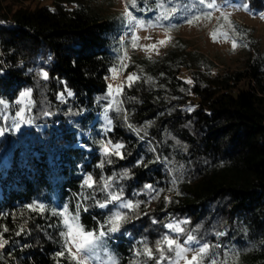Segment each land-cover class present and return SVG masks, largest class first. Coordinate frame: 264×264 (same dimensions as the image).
<instances>
[{"label": "trees", "instance_id": "trees-1", "mask_svg": "<svg viewBox=\"0 0 264 264\" xmlns=\"http://www.w3.org/2000/svg\"><path fill=\"white\" fill-rule=\"evenodd\" d=\"M26 2L0 0V108L8 112L4 118L0 109V232L9 228L0 264H68L56 258L65 228L53 213L78 206L86 230L115 211L130 217L105 239L115 264H154L134 253L154 249L164 235L183 243L189 233L213 246L204 264H264V55L255 48L242 70L218 71L173 37L157 55L129 51L125 71L138 79L111 100L106 79L130 44L121 41L123 15L102 14L84 0L33 8ZM239 2L264 12V0ZM125 6L145 27L168 31L209 13L199 0ZM233 23L243 42L246 29ZM23 91L30 93L23 127L8 129ZM107 141L124 144V159L103 156ZM88 176L92 188L84 184ZM113 191L139 209L100 208ZM33 204L45 211L29 210ZM170 223L186 231L176 236L165 227Z\"/></svg>", "mask_w": 264, "mask_h": 264}, {"label": "rangeland", "instance_id": "rangeland-1", "mask_svg": "<svg viewBox=\"0 0 264 264\" xmlns=\"http://www.w3.org/2000/svg\"><path fill=\"white\" fill-rule=\"evenodd\" d=\"M52 2L53 0H29V2L24 4L33 8L35 6L50 5ZM84 2L102 14L123 15L127 28L122 33L123 35H121V41H130L129 48L122 49L123 59L121 58V64L123 63L124 65H126V58L130 50L143 56L157 55L169 45L173 37L184 39L189 44V49H195L209 57L215 63L216 70L218 71L242 70L245 67L247 59L250 55H253L255 48L260 55H264V12H255L247 4L240 3L239 0L226 2L223 6L218 5V9L209 10L210 19L206 18L205 15L191 25L185 24L174 31L167 30L171 39L163 46L159 45L158 42L165 39L166 30L155 27H136L137 20L135 19H133L132 24H129L127 17L124 15L125 10H127L125 0H84ZM242 5L246 6L247 10ZM223 14L228 15L227 20L223 18ZM233 22L246 29L245 38L241 39L243 42L237 40L239 36L235 32L237 29ZM229 24L231 27H229ZM216 26L217 28L215 29ZM213 33L215 34V39H213ZM225 33H227V37ZM133 35L137 37L135 47H133ZM146 36L149 39H144ZM233 41L237 45L235 49L232 47ZM154 43L157 44L156 49L148 47ZM116 69L115 78H113L114 74L110 71L106 79L108 89L109 85H112L111 100L119 94L120 91L118 92L117 88L120 87L121 89L122 85L128 82L125 67L118 66ZM182 77L188 80V73L183 71ZM25 92L28 91H23L22 94ZM18 101L20 102L19 107L25 113L28 107L29 95H20ZM6 107L0 108L3 111L2 113H4V118L8 117ZM102 119L106 123L105 116L102 115ZM16 124L20 125L18 129L15 127ZM5 127L19 130L23 127V123L17 116H9L8 125H5ZM195 246L193 245V247ZM190 257L191 253L188 254L189 259ZM89 264H112V259L108 255L105 242L102 247L97 248L95 253L92 254ZM166 264H169V262ZM180 264H183V261Z\"/></svg>", "mask_w": 264, "mask_h": 264}, {"label": "snow or ice", "instance_id": "snow-or-ice-1", "mask_svg": "<svg viewBox=\"0 0 264 264\" xmlns=\"http://www.w3.org/2000/svg\"><path fill=\"white\" fill-rule=\"evenodd\" d=\"M132 7L136 6V0H130ZM199 4L204 6L205 8L212 10V9H218V5L216 3V0H199ZM245 10H247L246 6H243ZM125 17H127L129 24H132L133 17L131 14L125 10L124 13ZM162 19H168V15L164 14ZM206 18H211L210 13L206 14ZM223 18L225 20L228 19L227 14H223ZM200 16H196L193 18H190L187 20V23L189 25L193 24L194 21L200 20ZM136 27L144 28L145 24L142 22L137 21ZM148 28L153 27L152 24L147 25ZM229 27L231 25L229 24ZM225 36L227 37V33H225ZM144 39H149V37H144ZM171 37L168 34V31H165V39H162L158 42L159 45L163 46L168 41H170ZM213 39H215V34L213 33ZM137 40V37L133 35V47L136 46L135 41ZM235 41L232 43L233 49L236 47ZM151 49H156L157 44H151L148 46ZM123 59V58H122ZM122 68L126 67L123 63L120 65ZM113 75V78H115V73L117 72L116 68L111 69ZM42 76L44 79H48L47 73H42ZM138 77L135 74H130L127 76V81L129 82V86H131V83L136 81ZM185 83L191 84V80H186ZM117 91H120V87L117 88ZM69 96L72 95L71 92L67 93ZM109 95L112 94V85H109ZM23 96L30 95L29 92H25L22 94ZM62 98V97H61ZM0 103H3V101H0ZM19 103V102H18ZM109 108H111V104L109 105ZM108 109H106L107 111ZM192 109H189L191 111ZM23 113L24 110L20 109L16 116L23 121ZM111 123L112 121L108 120L109 127L106 129V131H111ZM17 129L20 127L19 124H16L15 126ZM131 127V126H130ZM4 135V131L0 130V136ZM101 151L105 158L109 156H116L120 159H124V155L122 154L121 150L125 147L123 143H115L112 144L111 141H107L104 144H101ZM109 163L111 161H108ZM103 167V164L100 165ZM125 176H127V172L124 173ZM84 184L88 188H92L94 185L93 178L91 176H88ZM103 191H108V189L111 188V182L105 180L103 182ZM145 188L151 192L153 190L152 185H145ZM159 193H157V198ZM165 202H169V198L166 196ZM115 204L119 209H127L129 212H136L137 209H139L140 204L139 203H133V202H125L122 198V193L120 192H110L108 194V198L105 202H101L98 204L100 208H106L108 204ZM29 210L31 211H37L44 212L45 209L43 205L39 204H33L27 206ZM86 211L87 209L84 208ZM53 215H58L62 219L63 227L66 229L65 231H62L60 233L61 237H63V248L61 251L56 253L57 261L59 259L63 258L68 261V264H89V260L92 256V254L95 253L97 248L102 247L104 245L105 239L109 236V234H114L118 232L123 225V223L127 222L130 217L123 214L120 211L113 212L105 222V224L101 225L96 230H86L85 227L80 223V211L79 206L77 207V210L74 213H70L69 209L67 207H64L62 211L54 212ZM154 223L156 221H153ZM182 223H187V221H183ZM165 227L168 229L170 233H175L176 236H179L183 234L186 230L181 228L179 224H167ZM9 228L3 227L2 232H0V250H3L6 245L9 244V240L4 237V233H8ZM21 233L17 232L16 235L19 236ZM193 245H196L193 247ZM213 246L208 243H201L197 237L191 233L186 235V238L184 239L183 243L181 244L178 239L169 236L164 235L161 239L156 241L155 248H150L147 245L143 247L142 250L134 253V255H143L147 260L154 261V264H161L162 261H168L169 264H180L181 261H183V264H204L205 260L208 258L209 252ZM156 253L158 255H155L153 253ZM170 254V255H166ZM191 253L190 259L188 258V254ZM112 259V258H110ZM112 264H115V260L112 259ZM132 264H136V262H132ZM212 264H215V261H212Z\"/></svg>", "mask_w": 264, "mask_h": 264}]
</instances>
